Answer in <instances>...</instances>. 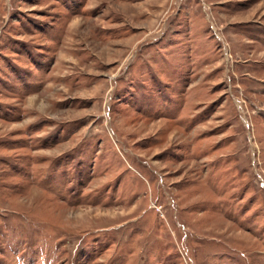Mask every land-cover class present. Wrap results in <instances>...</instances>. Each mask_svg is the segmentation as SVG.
<instances>
[{"label":"rangeland","instance_id":"374dc122","mask_svg":"<svg viewBox=\"0 0 264 264\" xmlns=\"http://www.w3.org/2000/svg\"><path fill=\"white\" fill-rule=\"evenodd\" d=\"M0 264H264V0H0Z\"/></svg>","mask_w":264,"mask_h":264}]
</instances>
